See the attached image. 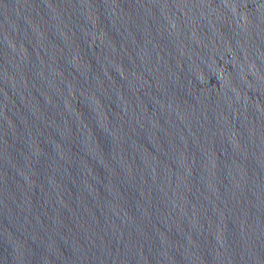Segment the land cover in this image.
Here are the masks:
<instances>
[{
  "label": "water",
  "instance_id": "1",
  "mask_svg": "<svg viewBox=\"0 0 264 264\" xmlns=\"http://www.w3.org/2000/svg\"><path fill=\"white\" fill-rule=\"evenodd\" d=\"M0 264H264V0H0Z\"/></svg>",
  "mask_w": 264,
  "mask_h": 264
}]
</instances>
